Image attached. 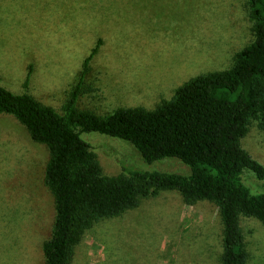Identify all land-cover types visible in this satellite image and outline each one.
I'll return each instance as SVG.
<instances>
[{"label": "rangeland", "instance_id": "obj_1", "mask_svg": "<svg viewBox=\"0 0 264 264\" xmlns=\"http://www.w3.org/2000/svg\"><path fill=\"white\" fill-rule=\"evenodd\" d=\"M246 0H0V86L62 113L82 64L77 108L105 115L153 110L185 82L231 67L253 41ZM90 145L101 174L126 170L190 175L174 158L146 163L133 146L97 133ZM240 146L264 166V129L250 119ZM49 152L11 115L0 114V264H44L54 221L45 186ZM251 193L262 182L244 171ZM244 264H264V224L239 218ZM222 225L215 204H185L175 191L139 198L119 216L95 220L67 264H221Z\"/></svg>", "mask_w": 264, "mask_h": 264}, {"label": "trees", "instance_id": "obj_2", "mask_svg": "<svg viewBox=\"0 0 264 264\" xmlns=\"http://www.w3.org/2000/svg\"><path fill=\"white\" fill-rule=\"evenodd\" d=\"M246 3L254 38L231 67L191 78L153 110L118 108L103 116L77 108L81 80L99 42L84 59L62 113L0 86V114L11 115L49 152L44 183L54 200V221L42 244L44 264H67L72 246L93 221L117 217L139 198L172 190L185 204H215L222 225L221 264L245 263L239 218L264 224V166L239 143L250 119L264 129V0ZM84 133L126 141L146 163L177 159L190 175L124 169L127 176L105 177L81 138ZM244 171L262 182L263 192L251 193Z\"/></svg>", "mask_w": 264, "mask_h": 264}]
</instances>
